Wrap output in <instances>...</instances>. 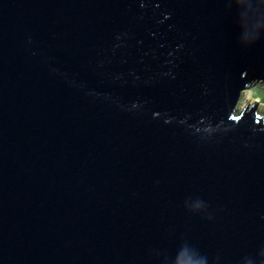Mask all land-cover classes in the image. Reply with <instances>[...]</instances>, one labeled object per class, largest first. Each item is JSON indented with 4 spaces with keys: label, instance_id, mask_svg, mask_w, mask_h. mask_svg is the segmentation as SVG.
I'll list each match as a JSON object with an SVG mask.
<instances>
[{
    "label": "water",
    "instance_id": "95a60500",
    "mask_svg": "<svg viewBox=\"0 0 264 264\" xmlns=\"http://www.w3.org/2000/svg\"><path fill=\"white\" fill-rule=\"evenodd\" d=\"M264 0H0V264H264Z\"/></svg>",
    "mask_w": 264,
    "mask_h": 264
},
{
    "label": "rangeland",
    "instance_id": "374dc122",
    "mask_svg": "<svg viewBox=\"0 0 264 264\" xmlns=\"http://www.w3.org/2000/svg\"><path fill=\"white\" fill-rule=\"evenodd\" d=\"M259 101V111L264 113V85H256L244 91L238 104V110L242 111L249 103Z\"/></svg>",
    "mask_w": 264,
    "mask_h": 264
}]
</instances>
